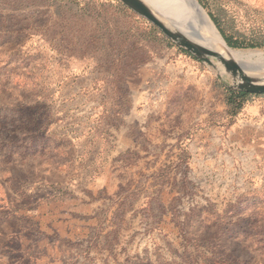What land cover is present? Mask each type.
<instances>
[{
    "label": "rangeland",
    "instance_id": "1",
    "mask_svg": "<svg viewBox=\"0 0 264 264\" xmlns=\"http://www.w3.org/2000/svg\"><path fill=\"white\" fill-rule=\"evenodd\" d=\"M193 1L264 59V0ZM187 53L117 0H0V264H264L259 95Z\"/></svg>",
    "mask_w": 264,
    "mask_h": 264
},
{
    "label": "water",
    "instance_id": "2",
    "mask_svg": "<svg viewBox=\"0 0 264 264\" xmlns=\"http://www.w3.org/2000/svg\"><path fill=\"white\" fill-rule=\"evenodd\" d=\"M131 12L156 27L162 35L178 48L188 52L198 60L212 67L218 77L225 76L230 84L229 89L251 95L264 94L262 78L245 73L238 63L201 45L189 35L178 29L171 20L156 12L142 0H117Z\"/></svg>",
    "mask_w": 264,
    "mask_h": 264
},
{
    "label": "bare ground",
    "instance_id": "3",
    "mask_svg": "<svg viewBox=\"0 0 264 264\" xmlns=\"http://www.w3.org/2000/svg\"><path fill=\"white\" fill-rule=\"evenodd\" d=\"M156 12L164 15L185 34L201 45L230 59L245 70V73L262 78L264 84V59L257 62H246L247 56L229 49L206 14L193 0H142ZM255 56V55H254ZM253 59V58H252ZM254 61V60H253Z\"/></svg>",
    "mask_w": 264,
    "mask_h": 264
},
{
    "label": "crops",
    "instance_id": "4",
    "mask_svg": "<svg viewBox=\"0 0 264 264\" xmlns=\"http://www.w3.org/2000/svg\"><path fill=\"white\" fill-rule=\"evenodd\" d=\"M159 52H161V50H159ZM148 53L151 54L152 52L149 51ZM154 54H157V50H154ZM255 97L258 98H252L251 103L242 110L240 116L254 121L258 129L264 131V95Z\"/></svg>",
    "mask_w": 264,
    "mask_h": 264
},
{
    "label": "trees",
    "instance_id": "5",
    "mask_svg": "<svg viewBox=\"0 0 264 264\" xmlns=\"http://www.w3.org/2000/svg\"><path fill=\"white\" fill-rule=\"evenodd\" d=\"M226 43L228 44L229 47L231 48H241L242 46H239L235 43H231L229 42L228 40H226ZM188 54V53H187ZM189 56H191L190 54H188ZM229 93H230V96L228 98V103H235L236 100L239 102L238 105L235 106L236 110L235 112L232 114L233 116H235L237 114V109L240 107L241 105V100H243V98L247 95L246 93H243V92H237V91H232V90H229Z\"/></svg>",
    "mask_w": 264,
    "mask_h": 264
}]
</instances>
